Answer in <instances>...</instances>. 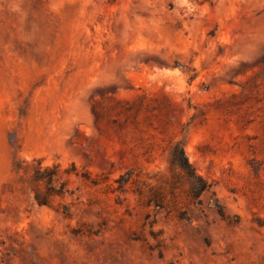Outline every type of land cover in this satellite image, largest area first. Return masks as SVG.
<instances>
[{"label": "rangeland", "instance_id": "1", "mask_svg": "<svg viewBox=\"0 0 264 264\" xmlns=\"http://www.w3.org/2000/svg\"><path fill=\"white\" fill-rule=\"evenodd\" d=\"M0 264H264V0H0Z\"/></svg>", "mask_w": 264, "mask_h": 264}, {"label": "trees", "instance_id": "2", "mask_svg": "<svg viewBox=\"0 0 264 264\" xmlns=\"http://www.w3.org/2000/svg\"><path fill=\"white\" fill-rule=\"evenodd\" d=\"M168 169L173 173L176 178L181 179L184 184H187V191L191 199L198 198L201 194L206 192H212L211 184L202 176H200L189 162L183 147V142L181 140L175 141L170 144L168 149ZM160 176V175H159ZM53 175L50 177L52 180ZM154 178L148 177L145 180H141L145 184L150 192V196L145 201L146 206L151 205L152 203L155 206H159L162 199V193L160 185L152 184ZM151 180V181H150ZM137 181L136 178H132V173H125L117 178L119 186L123 188L124 185L131 184ZM175 186V184H172ZM121 188V190H122ZM142 190H132V192L141 195ZM171 196L175 199V192L170 191ZM211 204L215 206L217 200L214 198L211 200ZM220 213V212H219ZM221 214V213H220Z\"/></svg>", "mask_w": 264, "mask_h": 264}]
</instances>
